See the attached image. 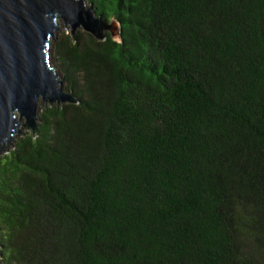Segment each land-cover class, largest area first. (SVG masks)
<instances>
[{"label": "trees", "instance_id": "1", "mask_svg": "<svg viewBox=\"0 0 264 264\" xmlns=\"http://www.w3.org/2000/svg\"><path fill=\"white\" fill-rule=\"evenodd\" d=\"M66 92L0 155L2 264H264V0H87ZM1 154V153H0Z\"/></svg>", "mask_w": 264, "mask_h": 264}, {"label": "water", "instance_id": "2", "mask_svg": "<svg viewBox=\"0 0 264 264\" xmlns=\"http://www.w3.org/2000/svg\"><path fill=\"white\" fill-rule=\"evenodd\" d=\"M62 21L74 39L80 28L98 41L106 39L107 31L114 39L120 33L115 22L97 16L85 0H0L1 155L23 127L38 133L41 103L77 104L51 66L50 51Z\"/></svg>", "mask_w": 264, "mask_h": 264}, {"label": "rangeland", "instance_id": "3", "mask_svg": "<svg viewBox=\"0 0 264 264\" xmlns=\"http://www.w3.org/2000/svg\"><path fill=\"white\" fill-rule=\"evenodd\" d=\"M91 4H89L88 3V1L87 0H85V6L88 8L89 6H90ZM110 23H112V22H110ZM83 31V32H85L83 29H78L77 31ZM71 27H67V30H66V28H65V24H64V22L62 21V22H60V25H59V28H58V30H56V35H55V38H54V40H53V43H52V48H51V51H50V53H51V55H52V59H51V66L52 67H54V69L56 70V73L59 75V79H60V81H62V87L64 86V79H63V74H62V72H61V69H60V65H59V60L56 58V56L54 55V49H55V43L56 42H58V40L62 37V38H69V37H71L72 35H71ZM76 31V32H77ZM85 33H87V32H85ZM106 33H109V31H107ZM46 104H48V103H41L40 104V108L43 106V105H46ZM41 112V109H40V111H39V113ZM23 122H24V120H23ZM22 134H20V135H18V136H16L14 139H13V142L18 138V137H20V136H23V135H25L26 133H29V134H33L32 133V130L31 129H27V128H22L21 129V131H20ZM13 143L12 144H10V145H8L6 148H8V151H7V149H5V151H7V153L9 152V151H11L12 149H13ZM7 153H5V154H7ZM5 154H3V155H5ZM1 155V154H0ZM1 157V156H0ZM0 264H2V261H1V245H0Z\"/></svg>", "mask_w": 264, "mask_h": 264}]
</instances>
